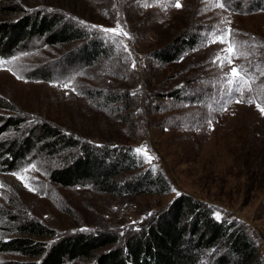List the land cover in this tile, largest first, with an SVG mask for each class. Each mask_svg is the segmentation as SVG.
I'll return each mask as SVG.
<instances>
[{
	"label": "rangeland",
	"instance_id": "obj_1",
	"mask_svg": "<svg viewBox=\"0 0 264 264\" xmlns=\"http://www.w3.org/2000/svg\"><path fill=\"white\" fill-rule=\"evenodd\" d=\"M42 1L0 0V4L9 6L13 2L39 9ZM68 1L82 6V11L83 6H88V12L81 17L88 23L89 31L94 30L104 45H111L113 54H117L110 65L112 70H119L118 65L124 63L120 68L124 82H131L132 93H143L133 101L132 109L124 110L122 103L109 114L85 95V90L100 86L105 80L100 79L101 66L92 69L81 62H68L80 43L49 45L44 37H29L15 46L11 55H0V146L16 138H28L29 129L37 123L48 122L64 130L79 127L87 134L109 136L134 150L146 146L154 159L147 162L138 153L145 168L164 172L173 189L165 195L116 196L99 193L90 186H60L50 179V174L62 166L61 158L40 151L42 143H38L32 156L19 161L15 170L0 164V225L4 222L1 214L22 216L25 212L55 229L54 238L39 237L42 241L53 242L70 232L102 229H116L125 236L179 194L188 193L210 205L215 216L219 213L221 218L239 220L264 254V114L257 108L258 104L264 107V75H260L264 71V0H226L224 9L216 4L225 0H179V9L175 7L176 0L135 2L144 12L150 10L152 25L159 28L158 32H166L171 24V32L189 26L198 34L196 47L186 49L183 65H162L150 58L149 50L158 47V37H136L124 20L123 8L128 0ZM97 7L104 12L100 13ZM20 16L9 14L2 22ZM117 21L129 34L118 37L122 45L101 30V26L115 28ZM227 28L233 30L231 38L236 41L237 50L248 55L221 67L228 45L211 43L210 39L213 32ZM14 57L18 59L13 60ZM217 57L220 60L213 63ZM149 65H153V71L148 70ZM240 65L247 66L256 77L252 91H245L241 103H236L238 94L228 103L223 91L227 87L224 74L231 66ZM180 70L188 75L190 83L186 79L175 83ZM116 73L109 81L124 86L123 76ZM147 73L154 77L150 87L145 83ZM64 83L69 87H62ZM180 84L187 88L183 96L198 99L191 102L160 94ZM149 88L155 91L152 97H147ZM11 118L17 125L10 124ZM32 165H36L35 169ZM7 219L11 217L5 222ZM1 238L4 237L0 235ZM22 261L25 259L18 254L0 251V264ZM67 264L90 262L77 260Z\"/></svg>",
	"mask_w": 264,
	"mask_h": 264
},
{
	"label": "trees",
	"instance_id": "obj_2",
	"mask_svg": "<svg viewBox=\"0 0 264 264\" xmlns=\"http://www.w3.org/2000/svg\"><path fill=\"white\" fill-rule=\"evenodd\" d=\"M135 2L139 1H127V6L123 8L126 12L124 20L136 37L147 40L153 35L158 37V47L148 48L150 58L162 65H183L186 49L196 47L198 34H194L186 24L185 33L183 27L179 32H171L169 21L168 30L158 32L159 28L154 29L152 25L150 10L144 12ZM12 3L9 6L0 4V55H11L22 40L34 36L44 37L49 45L80 43L68 62H81L92 69L100 65V79L105 77L100 86L85 90V95L109 114L118 110L122 103L124 110L132 109L133 101H137L138 95L143 92L134 94L132 90V93L131 82H124L126 79L120 69L124 63L118 65L119 70H112L110 65L116 54H113L112 46L104 45L94 30L89 31L88 23L81 17L88 12V6H83L82 11V6L72 5L68 0H43L38 3L43 4L39 9ZM97 8L100 13L104 12L101 7ZM19 13L21 16L17 19L2 22L3 17L11 14L15 18ZM88 18L92 20L91 16ZM143 27L148 30H143ZM148 68L154 70L153 65ZM114 72L121 73L124 86H115L116 81H109L115 77ZM153 78V75L146 74L148 87L153 84ZM186 78L190 79L180 70L175 83H182ZM188 79L186 83L191 82ZM184 84L160 94L177 100H197L186 94L183 96L187 89L182 88ZM154 95L155 91L151 88L147 97ZM17 123L11 118L10 124ZM67 128L64 130L48 122L32 125L28 138H16L0 146V164L15 170L20 165L18 163L32 156L36 145L42 143L40 151L59 156L63 162L50 174V179L60 186H90L99 193L116 196L165 195L172 192V184L166 174L145 168L142 156L135 152L133 146H125L109 136L87 134L79 127ZM22 214H1L4 222L0 225V235L4 238L0 239V251L12 252L25 259L13 264H67L77 260H86L90 264H264V254L257 240L239 220H217L210 205L188 193L179 194L125 236H121L116 229H102L70 232L53 242L42 241L38 238H54L55 229L27 216L25 212ZM8 216L11 219L5 222Z\"/></svg>",
	"mask_w": 264,
	"mask_h": 264
},
{
	"label": "snow or ice",
	"instance_id": "obj_3",
	"mask_svg": "<svg viewBox=\"0 0 264 264\" xmlns=\"http://www.w3.org/2000/svg\"><path fill=\"white\" fill-rule=\"evenodd\" d=\"M217 7L224 9L226 7V0L225 2H220L216 4ZM175 7L177 9L181 8L182 5L179 2V0H176ZM93 28H96L97 26L93 25ZM101 30L109 37L110 40H112L117 45H122V41L118 39L120 36L128 37V32L123 30V27L119 24V21H117V26L115 28H103L101 26ZM233 30L230 28L227 29H218L217 32H213L211 34V43L220 42V43H227V48L224 49V51L227 53V55L224 57L223 60L220 61V66L223 67L224 64L232 65L233 60L239 56H247L248 53L246 52H239L236 47V41L232 39ZM18 59V57H14L13 60ZM220 60V57H217L213 60V63H217V61ZM133 68H135V63L133 62ZM11 71V69H9ZM225 79H226V85L227 87L223 90L225 96L227 97V102H232V97L236 94L240 96V99L236 100V103H241L243 101V96L245 91H252V82L255 80V75L252 72H249L248 67L244 65L240 66H231L230 71L225 73ZM260 75H264V71L260 72ZM64 88H68L69 84L64 83L62 85ZM248 103H252V100L250 99ZM258 110L261 112V114H264V107H261L259 104L257 105ZM226 110V108L224 109ZM210 123V122H209ZM135 151L139 154H143V156L146 158L147 162H150L154 157L148 154L146 146L143 148H137ZM33 169H35L36 165L31 166ZM25 172L28 171V169H24ZM13 175H18L16 173H13ZM19 179L23 180V176H18ZM28 186L27 184L25 185ZM221 217L219 213L216 215V219L219 220Z\"/></svg>",
	"mask_w": 264,
	"mask_h": 264
}]
</instances>
